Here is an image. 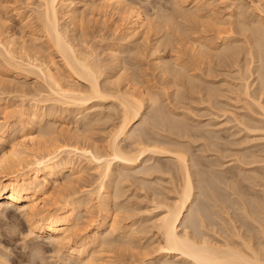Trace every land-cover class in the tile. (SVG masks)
Listing matches in <instances>:
<instances>
[{
    "label": "bare ground",
    "instance_id": "6f19581e",
    "mask_svg": "<svg viewBox=\"0 0 264 264\" xmlns=\"http://www.w3.org/2000/svg\"><path fill=\"white\" fill-rule=\"evenodd\" d=\"M18 1L32 12V17L27 14L21 20L30 27L31 36L27 40L25 35L17 37L16 32L9 31L7 19L1 16L4 6L0 0V73H10L12 80L28 79L33 73L42 80L46 94H29L23 85L15 87L22 103L27 96L30 103L24 99L20 110L13 108L16 113H11H18L13 124L6 121L12 116L8 115L11 110L7 112L13 107H9V98L4 103L1 100L5 98H0V111L7 116L0 122V215L10 220L11 227L17 225L21 213L29 226L27 235L49 237L66 263L105 264L106 252L139 249L144 254L139 255L138 264H264V0H221L218 5L223 7L214 0H172L173 8L159 9L155 19L154 13L150 16L144 12L136 0ZM94 12L117 15L112 23L121 21L123 26L119 37L108 46L107 62L100 58L97 46L84 42L88 34L83 22ZM113 28L118 32L119 27ZM140 41L147 42L146 49ZM146 50L152 72L162 76V89L151 86L141 71L138 58ZM166 52L170 54L165 56ZM129 64L135 70L131 71ZM4 82L1 78L0 84ZM122 82L125 89L120 87ZM45 101L51 104L38 106ZM189 101L204 103V109L213 113L222 111L220 115L224 113L228 122H234L230 123L232 128L237 126L244 136L234 138L237 134L233 131L231 137L227 134L231 129L224 128L227 125L197 121L201 112L193 114L196 109ZM106 105L110 112L103 114ZM59 110L79 115L80 124L74 133H68L69 126L65 133L66 127L58 131L54 125ZM105 118L113 121L101 140L94 137L93 130ZM19 129L23 132L21 140L15 137ZM222 129L234 138L230 140L234 146H245L231 145L234 154L240 152L237 157L238 153L231 154L239 161L232 170H222L224 163L219 162L223 164L221 170L211 166L209 172V161H214L215 169L221 164L215 166L216 158L210 160L215 155L209 158L204 152L223 142L219 141ZM198 138L206 141L198 144L202 145L197 150ZM253 139L263 142L250 144ZM203 144L206 149H202ZM200 150L203 154L196 152ZM82 159L93 164L99 175L96 196L86 199L75 189L61 195L57 192L62 187L60 179L67 184L74 181ZM50 182L57 185L60 194L57 197L56 193L53 201L49 198ZM128 182L134 185L133 192L145 190L143 197L152 203V209L144 211L140 201L130 203ZM234 194L237 197L233 198ZM91 204L105 216L91 223L90 235L80 233L75 239L83 224L79 212H89ZM214 206L220 208L216 213ZM235 206L242 210L237 214L240 218L233 215L239 211H230ZM217 212L222 220L235 216L238 222L241 218L245 221L240 227L233 218L237 225L230 221L227 228L234 226L235 233L224 237L232 232L228 228L222 238L219 234L226 228L224 222L221 225L225 228L216 233L219 227L211 230L217 225L212 218V214L219 216ZM121 213H126V218L118 217ZM249 219L257 223L259 231L250 227L253 223ZM210 221L215 225L210 226ZM39 244H32L30 252L21 258L29 264H41ZM150 254L155 256L146 260ZM3 255L0 264H9Z\"/></svg>",
    "mask_w": 264,
    "mask_h": 264
},
{
    "label": "rangeland",
    "instance_id": "374dc122",
    "mask_svg": "<svg viewBox=\"0 0 264 264\" xmlns=\"http://www.w3.org/2000/svg\"><path fill=\"white\" fill-rule=\"evenodd\" d=\"M3 3V6L4 7H2L3 8V10L1 11V16H2V18L5 16V18L7 19V20H5V22H7L8 21V24H7V27H8V29H9V31L12 33V34H14L15 32V34H18L17 35V37H19V36H23V35H25V39H27V40H29L30 39V27L28 26V28L27 27H25V26H27L25 23H23L22 24V17H24V16H26L27 14L28 15H32L31 13L32 12H30V9L28 8V7H21V3L18 1V0H16V1H18V2H16L15 3V0H1ZM135 1V0H134ZM209 1H212V0H209ZM214 1H218V2H216L217 3V6L218 7H223L224 5H218V3L221 1V0H214ZM171 2V3H170ZM169 3V4H168ZM20 4V5H19ZM135 4H137V6H139V8H141V9H143L144 10V12H146L147 14H150V16L152 15V18H154V17H156V14L158 13V11H159V9H162V8H168V9H171V8H173V5H172V0H136L135 1ZM166 4V5H165ZM83 4L80 2V3H78V6L79 7H81ZM160 6V7H159ZM170 6V7H169ZM31 7H33V5H31ZM82 8V7H81ZM156 9H158V10H156ZM2 13H3V15H2ZM6 14V15H5ZM96 15V16H95ZM109 16L111 17V19H110V17H108V14H104L103 15V13L102 12H94L93 13V15H92V17L90 18L89 17V19H88V17H87V19L83 22V26H84V28H85V32L88 34H86L87 36H86V41H84L85 43H86V45H88L87 43H89V45H95V46H97V51L101 54L100 55V58H102V60H104V62H107L108 61V59H109V55H108V46L110 47V46H112L111 44L112 43H114L115 42V40L117 39V37H119V35H120V33H121V31H123L122 29H123V26H122V24H121V21L119 22H116V24L115 23H112V22H114V20H117V15H115V16H111L110 14H109ZM32 17V16H31ZM109 19H108V18ZM5 18H3V19H5ZM106 19V20H105ZM109 21H108V20ZM155 19V18H154ZM90 20H92V21H90ZM98 20V21H97ZM104 20V21H103ZM111 20H113V21H111ZM106 21V22H105ZM108 22V23H107ZM106 25H105V24ZM112 23V25H110ZM119 23H120V26L122 27H120L119 26ZM115 24V25H114ZM112 26V27H111ZM25 27V28H24ZM106 27V28H105ZM113 27H119L118 29H116L118 32H116V31H114V29L115 28H113ZM24 28V29H23ZM87 28V29H86ZM23 29V30H22ZM110 29H112V30H110ZM87 30V31H86ZM115 32V33H114ZM23 33V34H22ZM25 33V34H24ZM117 33V34H116ZM116 34V35H115ZM152 34H154V33H152ZM149 35L150 36V39L151 40H153V38H154V35ZM29 36V37H28ZM115 36V37H114ZM28 37V38H27ZM88 39V40H87ZM93 44H92V43ZM95 42V43H94ZM141 42V45H142V48H145L146 49V45H147V42H143V41H140ZM85 43L83 44L84 45V47H85ZM99 43H102V44H100L99 45ZM144 43H146V44H144ZM81 45H82V43H81ZM83 45H82V47H83ZM140 45V46H141ZM100 49V50H99ZM107 50V51H106ZM103 51V52H102ZM144 54V55H143ZM142 54V56L141 57H139L138 58V61H140V63H139V66H140V68H141V71H143L144 73H143V75L144 74H147V75H145L146 77V79L147 78H149L148 79V83L149 84H151V86L153 85V86H157L158 88H160V89H162V87H164V85L162 86V84H164L163 82V79H162V76L158 73H153L152 71H153V68H152V65L150 64L151 62H150V59L151 58H148V57H150L149 55H147L148 53H147V50L146 51H144V53ZM165 54V56H167V55H169L170 53H164ZM163 54V55H164ZM57 54L55 53V55L53 54V56L54 57H58V56H56ZM144 57V58H143ZM105 59H106V61H105ZM143 59V60H142ZM57 60V59H56ZM57 62H58V65L59 66H61L62 65V63H61V61L60 60H57ZM130 62H131V60H130ZM129 62V63H130ZM132 63H133V60H132ZM131 64V63H130ZM130 64H129V67H130ZM132 65V64H131ZM134 66V65H133ZM128 67V66H127ZM128 67V68H129ZM132 67H130V69H131ZM134 68V67H133ZM133 70H135V68L134 69H131V71H133ZM130 71V70H129ZM147 71V72H146ZM149 71H150V73H149ZM146 72V73H145ZM152 72V73H151ZM32 75H29V77H27L28 79H22V78H20V79H18V78H14L13 80L10 78L11 76H10V73H0V79L1 78H3V80L5 79L6 80V82H4L3 83V85L2 84H0V85H2V86H0L1 88H0V98H5V99H3L4 101H2L1 100V102L2 103H4L5 102V100H7L8 98H9V102H8V104H9V107H11V106H13L11 109L9 108L8 110H7V112H9L10 110V113L12 112V113H16V110L18 109V110H20L19 108L20 107H22L21 105H23L24 103H26L27 102V104L28 103H30L29 102V100H27V98H28V96H27V98L25 97V98H22L23 99V102L24 103H22V100L20 99V93H17V91H15V87H20V86H22L23 85V88H24V90L27 88V90H25V91H28V93L29 92H31L32 94H37V92H39V91H42V93H44V94H46L45 93V91L43 92V89L44 88H42V87H44L42 84H43V82H42V80H40V78H38L35 74H33V73H31ZM150 74V75H149ZM3 75V76H2ZM156 75V76H155ZM6 78H5V77ZM13 78V77H12ZM160 78V79H159ZM150 80V81H149ZM152 81V83H150ZM161 82V83H160ZM9 83V84H8ZM154 83V84H153ZM124 84H125V82H122L121 83V85L122 86H120V87H122V89H125V87H124ZM5 85V86H4ZM160 86V87H159ZM3 87H4V89H3ZM40 88V89H39ZM38 89V90H37ZM42 89V90H41ZM3 90V91H2ZM35 92H34V91ZM8 91L10 92V93H8ZM31 93H29V94H31ZM35 96V95H34ZM30 98H33L32 97V95H30L29 96ZM37 97V96H36ZM24 99L26 100V102L24 101ZM29 99V98H28ZM12 101V102H11ZM31 102H33L32 100H31ZM46 102V103H45ZM45 102H43V103H39L38 104V106L39 107H45L46 108V105L48 106L49 104H51V102L50 101H45ZM190 102V101H189ZM188 102V103H189ZM198 103V102H197ZM197 103H194V104H192L191 102L189 103V104H191V105H189V106H191L192 107V109H196V110H194L193 112H195V113H193V114H195L196 115V112H198V113H200V114H198V115H196L197 116V118H199V119H197V121H202V122H206V123H211V121H212V123L214 122V123H217L218 125L219 124H221L222 125V127H224V126H226V127H224L226 130H228L229 131V129H231V131H227L226 132V130L225 129H222V132H221V139H219V141L221 142V140L222 139H224V140H222L224 143L226 142V143H228V142H230V140H233L236 136H237V138H239V135H240V137H243L244 136V133H242L241 132V134H240V130H236V127L235 128H232V127H234V126H232L233 124H234V122L233 121H231V122H228L227 120V116H225L224 115V113H222V115H220V113L222 112V111H218V114L220 115H218L217 114V112L215 111V113H213L212 112V110H210V109H207V108H205L204 109V107H205V104L204 103H199V104H197ZM196 104V105H195ZM200 104H202V105H200ZM25 105V104H24ZM108 105V104H107ZM107 105L104 107V108H106L105 110H103L102 109V112H103V114H107L108 112H110L109 111V109H108V107H107ZM195 108H194V107ZM203 106V107H202ZM19 107V108H18ZM191 107H189L190 109H191ZM13 108H15V109H13ZM199 108V109H198ZM200 109H202L201 111H200ZM207 109V110H206ZM15 110V111H14ZM17 110V111H18ZM14 111V112H13ZM59 111H61V110H59ZM58 111V112H59ZM182 111V110H181ZM204 111V112H203ZM209 111H211L212 113H209L208 114V112ZM56 113V116L58 115V116H60V117H58V118H56V121H55V123H54V125L56 126V128L58 127H61V128H63L64 130H65V127H66V130L64 131L65 133H67L68 132V130H67V126H69L68 127V129H69V132L68 133H74V131H76L75 129V127H77L80 123V117H78L79 115H77L76 114V112H74V113H72L70 110H67V111H65V112H63V111H61V112H59V113ZM185 112H187V111H185ZM206 112H207V114H206ZM8 114L9 116L10 115H12V116H8L9 117V120H8V118H7V120H6V118L5 117H7V116H5V114H4V116H3V114L1 113V111H0V122H3V119L2 118H4V120H6L8 123H10V124H13L14 122H15V120L17 119L16 117L18 116V113L16 114V115H13L12 113L11 114ZM14 113V114H15ZM188 113V112H187ZM192 112H190L188 115H189V117H190V122H192V121H194V116L193 115H190ZM206 115H205V114ZM204 114V115H203ZM212 114H217V115H214V117L212 116ZM76 115H77V117H76ZM3 116V117H2ZM191 116H193V117H191ZM199 116V117H198ZM217 116V117H216ZM200 117H202V118H200ZM217 119H216V118ZM222 117V118H221ZM55 118H50V119H52V120H55ZM191 118H193L192 120H191ZM115 119V118H114ZM227 119V120H226ZM104 120V119H103ZM103 120H101L100 122H97L96 124H95V126L97 127V129H96V127L94 128V132H93V134H94V137L95 138H98V139H101L102 140V138H104L105 136L104 135H108L107 133H109V129L111 128V123H112V121H113V119L112 120H106V118H105V120L103 121ZM225 120V121H224ZM58 121V122H57ZM79 121V122H78ZM103 121V122H102ZM109 121V122H108ZM224 121V122H223ZM107 122H108V124H107ZM111 122V123H110ZM195 122H196V117H195ZM194 122V123H195ZM223 122V123H222ZM227 122H228V124H227ZM64 123V124H63ZM70 123V124H69ZM78 123V124H77ZM100 123V124H99ZM197 123V122H196ZM195 123V124H196ZM230 123H233V124H230ZM192 124V123H191ZM224 124V125H223ZM62 125H63V127H62ZM65 125V126H64ZM193 125V124H192ZM16 128H19V127H16ZM61 128H59L58 129V131L61 129ZM108 129V130H107ZM237 129H239V128H237ZM17 130V129H16ZM72 130V131H71ZM225 130V131H224ZM233 131H234V133H235V131H236V134L237 135H234L233 134ZM237 131L239 132V133H237ZM17 133H18V135H15V137L17 138L18 137V139L22 136V134H23V132H21V130L19 129V131H16ZM224 132V133H223ZM17 133H15V134H17ZM22 133V134H21ZM38 132H36V134H37ZM63 133V132H62ZM105 133V134H104ZM229 135V133H230V136L231 137H233L232 135H231V133L234 135V138H232L231 139V137L229 136L228 137V135ZM38 135V134H37ZM224 135H227V136H224ZM102 136V137H101ZM223 136V137H222ZM224 137H228V138H230L229 140H228V138H224ZM22 138V137H21ZM39 138H41V137H39ZM17 139V140H18ZM200 139V140H199ZM226 139H227V141H226ZM19 140H21V139H19ZM198 140L200 141H198L197 142V144L195 145V147L196 146H198V144H200V143H204L205 141H206V139H205V141H204V139H202V138H198ZM202 140V141H201ZM196 141H197V139H196ZM219 143V145L218 146H215V147H213V146H211V152H210V150L208 151V150H205L206 152H204V154H206L207 156L209 155V158H210V155H215V157L214 156H211V158H210V160L211 159H215L216 158V160L218 161V163L216 162V164L217 165H215V166H218L219 164H221V163H224V165L223 164H221V165H219L218 167H216V169L215 168H213L214 167V165L213 164H215L214 163V161H213V164H211V161H209L208 159V157H204V158H202V159H205V160H207V162H208V167H207V165H206V167H207V169L208 168H210V170H211V166H213L212 167V169H214V170H221V166L223 165L224 167H222V168H224V169H222V170H225V168H226V170H228L227 169V167L228 168H230L231 170L234 168V166H232V165H237L238 163H239V161L237 160V158H235V156H232L231 154H233V155H236L238 152L236 151V154H234V152H232L231 150H233V151H235V149L233 148V144L230 142V143H228V144H224V143ZM252 142V143H251ZM250 142V144H256V143H262L263 142V140H259V139H253L252 141ZM97 143V142H96ZM97 144H100V142L99 143H97ZM205 144V143H204ZM203 144V145H204ZM220 144H222V145H220ZM202 145V144H201ZM201 145H199V146H201ZM226 145H229V146H226ZM231 145H233V146H231ZM32 147H35V146H33V145H31ZM196 147L197 148V150L200 148V147ZM220 146H221V148H220ZM243 146H245V145H237V147H239V148H241V147H243ZM203 148L202 149H206V147H205V145L204 146H202ZM225 147H228L229 149H227V151L225 150ZM232 147V148H231ZM235 148H237L236 147V145L234 146ZM217 148H219V150H220V152L218 151V149ZM223 148V149H222ZM201 149V148H200ZM213 149H214V151H213ZM194 150H195V148H194ZM222 150H225V153L222 151ZM215 151L216 152H218V153H215ZM196 152H200V153H202V151L200 150V151H196ZM208 152V153H207ZM227 152V153H226ZM199 153V154H200ZM211 153V154H210ZM215 153V154H214ZM219 153H223L222 154V156H223V159H222V156H221V154L219 155ZM196 155H198V153H195ZM194 154V155H195ZM203 154V153H202ZM218 154V155H217ZM239 155H236V157L237 156H240V152L238 153ZM195 155V156H196ZM217 155V156H216ZM229 155V156H228ZM199 156V155H198ZM202 156V155H201ZM200 156V157H201ZM221 156V161H220V157ZM232 156V157H231ZM213 157V158H212ZM206 158H208V159H206ZM218 158H219V160H218ZM252 158V157H251ZM235 159L237 160V162L235 161ZM248 159H250V157L248 158ZM253 159V158H252ZM160 160L162 161V163H167L166 162V160L164 159V158H160ZM204 160V163H207L206 161ZM203 161V160H202ZM236 163H235V162ZM88 161H84L83 159H82V162L76 167V172L77 173H75V175L74 176H77L76 178L78 179H74V181H70L68 184L67 183H64V182H67V181H64V180H62V178H61V176H60V180L61 181H59L60 182V184L62 183V187L61 186H59L58 187V191L56 190V186H55V184H53V183H51L50 182V184L48 185L49 187H50V189H49V191L51 190V192H49L50 194V196L51 197H49V198H53L54 199V196H55V198H57V197H59V195L60 194H58V193H60L61 192V195H63V193H68V191L69 192H72V191H74L73 189H75V191L74 192H77V195L78 196H81V197H84V196H86V197H84V198H89L90 196H92V197H95L96 196V192H97V187H98V185H99V182L98 181H100V179H99V175H98V173L96 172V169L93 167V164H91V163H87ZM219 162H221V163H219ZM87 163V164H86ZM204 165V164H203ZM86 166V167H85ZM206 167H204L203 166V168H206ZM233 167V168H232ZM91 168H94V169H91ZM236 168V167H235ZM229 169V170H230ZM205 170V169H204ZM228 170V171H229ZM235 170V169H234ZM208 171H209V169H208ZM212 171V170H211ZM210 172V171H209ZM228 174V173H227ZM67 175H68V173H67ZM80 177H79V176ZM79 177V178H78ZM74 178V177H73ZM64 181V182H63ZM246 183V182H245ZM222 184V183H221ZM248 184V182L246 183V185ZM54 185V186H53ZM66 185V186H65ZM70 185V186H69ZM126 185H127V187L129 186V188H131V189H129V188H127L126 189V195L127 196H129L130 197V203H135V202H139L140 201V203H142V204H140V206L142 205V209L144 210V211H148V209H149V207L152 209V207H153V205H152V203H148L149 202V200L146 198V197H143L144 196V192H145V190H144V192L142 191V190H136V192H133V191H135V187H134V185H131V182L129 183H126ZM222 185H224V184H222ZM222 185H221V187H222ZM248 186V185H247ZM48 187V188H49ZM60 188V189H59ZM65 188H67V189H65ZM223 189H225L224 187H222ZM61 189H62V191H61ZM72 189V190H71ZM246 189H248V188H246ZM60 190V191H59ZM67 190V192H64V191H66ZM89 190L90 191H92L93 193L92 194H90V193H88L89 192ZM53 191H55V192H53ZM58 193H57V192ZM63 192V193H62ZM138 192V193H137ZM140 192V193H139ZM226 192L227 193H229L228 192V190H226ZM58 195H57V194ZM88 193V194H87ZM137 194L136 196H134L133 197V195H135V194ZM143 193V194H142ZM54 194V195H53ZM87 194V195H86ZM224 194H225V191H224ZM56 195H57V197H56ZM141 197H140V196ZM235 195V194H234ZM53 196V197H52ZM233 195H231V197H232ZM254 195H252V197H253ZM132 197V198H131ZM139 197V198H138ZM234 197H237L236 195L235 196H233V198ZM248 197L250 198V196H249V194H248ZM145 200H144V199ZM254 198V197H253ZM53 199H52V201H53ZM51 201V202H52ZM211 202V201H210ZM209 202V205L211 204V206H213L212 205V203H214V202H212V203H210ZM55 205H53V207H54ZM91 206H92V204H91ZM90 206V207H91ZM145 207V208H144ZM215 207V206H214ZM238 208V206H235V209H237ZM150 209V210H151ZM213 209V208H212ZM211 209V210H212ZM234 208L232 209V210H230L231 212H234V213H236L237 211H239V212H237L236 214H233V215H235V216H237V214L239 215V213H240V211H242V210H240V209H237L236 211H234L235 210ZM91 210V211H90ZM90 210H89V212H79L80 214H79V216H81V217H83L82 218V220H81V222H83V224H82V227L80 226V230L78 229V232H77V234L78 235H76V237H75V235H74V238L75 239H78L79 238V234L82 236L83 234L84 235H90L91 233V230H92V228H93V224H95V223H97V222H99L100 220H102V218L105 216V213L104 212H102V211H100L98 208H97V206H92V208H90ZM215 210H220V208L218 209V208H214V210H212L213 212L215 211ZM221 212V211H220ZM89 213V214H88ZM215 213H216V211H215ZM218 214H219V212H217ZM119 214V213H118ZM126 213H121L120 214V216L118 215V217H121L122 216V218L123 217H125L126 218V216H127V214L125 215ZM22 214L21 213H19V219L17 220V221H19V223L16 221V223H17V225L15 226V223H13L12 225H14L13 227H11V222L10 223H8L10 220L9 219H7L6 217H5V219L3 218L4 217V215H0L1 217H0V254H4L3 256L5 257V258H8L7 259V261H8V263L9 264H24L25 262H27V261H25L23 258H21V255H23V254H27V253H29L30 252V250H29V248H30V246L33 244H37L38 245V243H40L39 244V247H41V252H39V254L40 255H38L39 257H41V255H42V258L43 259H41V260H43V261H41L40 260V263L42 264L43 262L45 263V264H65L66 262H64V261H62L60 258V255L57 253V249L55 248V245L49 240L50 238L49 237H47L46 235H43V236H37V238L35 237V236H33L32 234L31 235H27V234H29V226H28V223L25 221L26 219H24V217H23V215L21 216ZM214 214H212V218H213V222H215L217 225H215V224H213L211 221H210V226H211V224H213V225H215V227H213V225H212V232H213V230L215 231L218 227V230H216L215 231V233L216 232H218L220 229H221V227L223 226V228H225L224 226L225 225H221V224H223V222H224V224H226V228L224 229V231L221 229L220 230V232H222V234L220 233H217V236H218V234H219V236H222V235H224L225 233L224 232H226V229H228V228H231V227H228L227 228V226H228V224L230 223V221L231 222H233V223H231V224H234L235 222H237L238 223V225H240V227L243 225V221H245V220H243L242 218H241V220L242 221H240V222H242V223H240V222H238L239 221V219L238 218H240V217H238V218H234L233 217V215H231L236 221L234 222V219L233 218H231L230 219V215L228 216L229 217V219H230V221L228 220V218L225 216V220L227 221V223L225 222V220L223 219L222 220V218L220 217V214H219V216H216V215H214ZM221 215H225V213H224V211H223V214H222V212H221ZM241 215V214H240ZM3 216V217H2ZM217 217V219L215 218L214 219V217ZM220 217V218H219ZM227 218V219H226ZM7 219V220H6ZM212 220V219H211ZM220 220V221H219ZM222 220V221H221ZM126 221H128V220H126ZM249 221H250V224H251V222L255 225V227L253 226V224H252V226H250L251 228H254V229H256V231L258 230V229H260V228H258L257 229V226H256V224L251 220V219H249ZM249 221H247L246 220V222L245 223H249ZM91 223H93V224H91ZM244 223V224H245ZM8 224H9V226H8ZM242 224V225H241ZM235 226L237 225V224H234ZM209 226V227H210ZM217 226V227H216ZM229 226H232V225H229ZM245 226V225H244ZM243 226V228H245ZM249 226V225H248ZM11 227V228H10ZM233 228H231V230H232V232H230L228 235H224V237H227V236H230V234L232 233V234H234L235 232H233V230H234V226H232ZM239 227V226H238ZM238 227H236L237 229H238ZM239 227V228H240ZM259 227V226H258ZM211 228V227H210ZM210 228H208V230H210ZM215 228V229H214ZM248 228V227H247ZM246 228V230H249V228L247 229ZM12 230V232H10ZM228 230H230V229H228ZM236 230V229H235ZM238 230H241V231H245V229H243L242 230V228H240V229H238ZM251 231H252V229H251ZM254 231V230H253ZM259 231V230H258ZM211 232V231H210ZM210 232H208L209 234H210ZM212 232H211V234H212ZM227 232H229V231H227ZM226 232V233H227ZM248 232H250V230L248 231ZM248 232H247V234H248ZM214 233V234H215ZM245 233V232H244ZM250 233H252V232H250ZM214 234H212V235H214ZM25 235H26V237H25ZM83 235V236H84ZM28 237V238H27ZM213 237H215L216 238V234H215V236H213ZM223 236H222V238H224ZM231 237H232V235H231ZM219 238V240H222L220 237H218ZM38 242V243H37ZM43 247V248H42ZM2 251V252H1ZM4 251V252H3ZM43 251V252H42ZM56 251V252H55ZM141 251L139 250V249H133V250H127V251H124V250H119V249H115V250H112V251H110V252H106V253H104V255H103V257H104V259H105V264H138L139 262V260L141 259L140 258V256H142L143 257V255H141V254H144V253H140ZM143 252V251H142ZM147 252V251H146ZM8 255V256H7ZM140 255V256H139ZM152 254H150L149 256H147L146 257V260H150L151 258H153L154 256H155V254H153L152 256H151ZM38 257V258H39ZM63 257V256H62ZM45 260V261H44ZM47 260V261H46ZM38 261H39V259H38ZM67 261V260H66ZM76 260H70L69 261V263L70 264H77V262H75ZM23 262V263H22ZM136 262V263H135ZM43 263V264H44ZM69 263H66V264H69ZM26 264V263H25ZM27 264H29V262H27Z\"/></svg>",
    "mask_w": 264,
    "mask_h": 264
}]
</instances>
